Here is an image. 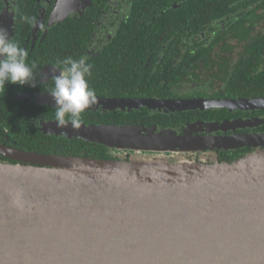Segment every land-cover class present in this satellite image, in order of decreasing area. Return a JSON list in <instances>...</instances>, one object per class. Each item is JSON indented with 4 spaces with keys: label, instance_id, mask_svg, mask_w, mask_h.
Masks as SVG:
<instances>
[{
    "label": "water",
    "instance_id": "1",
    "mask_svg": "<svg viewBox=\"0 0 264 264\" xmlns=\"http://www.w3.org/2000/svg\"><path fill=\"white\" fill-rule=\"evenodd\" d=\"M74 1L59 0L55 15L64 17ZM26 96L55 105L49 92ZM96 97L89 107L264 106V97ZM43 124L45 133L104 144L119 157L30 150L0 140V155L21 162H0V264H264V148L236 162L206 163L179 153L264 146V133L193 136L137 123ZM252 124L241 118L217 127Z\"/></svg>",
    "mask_w": 264,
    "mask_h": 264
},
{
    "label": "flooded vegetation",
    "instance_id": "2",
    "mask_svg": "<svg viewBox=\"0 0 264 264\" xmlns=\"http://www.w3.org/2000/svg\"><path fill=\"white\" fill-rule=\"evenodd\" d=\"M58 1L0 0V25L28 52V63L47 74L44 80L37 77L36 87L8 84L0 90V139L16 133L8 122L13 127L25 122L43 131L44 120H55L54 104L29 100L26 94L50 92L51 67L68 57L86 58L92 65L88 82L94 90L100 79L112 81L113 71L127 87H141L137 93L133 88L116 94L97 89L96 96L217 101L264 97V0H76L62 18L55 15ZM25 17H34L36 23ZM158 75L172 79L169 93L142 92ZM246 86L248 94L241 92ZM131 111L152 121L139 124L180 135L264 133V106H99L88 107L82 116ZM241 118L254 124L217 127ZM37 119L41 126L34 124ZM261 148L193 147L179 153L206 163L236 162ZM234 151L237 154H229Z\"/></svg>",
    "mask_w": 264,
    "mask_h": 264
},
{
    "label": "clouds",
    "instance_id": "3",
    "mask_svg": "<svg viewBox=\"0 0 264 264\" xmlns=\"http://www.w3.org/2000/svg\"><path fill=\"white\" fill-rule=\"evenodd\" d=\"M28 23L35 24V18L25 17ZM28 52L10 37L7 28L0 25V90L8 84L28 85L36 87L37 77L47 79L46 73L37 72L35 63L27 61ZM63 65L62 69L59 66ZM92 65L86 58L75 60L71 57L51 67V78L54 87L49 92L55 103V122L58 126L79 128L81 116L85 110L96 103V93L90 87L88 77L91 76ZM59 70V75L56 74ZM36 126H41L40 120L34 121Z\"/></svg>",
    "mask_w": 264,
    "mask_h": 264
},
{
    "label": "trees",
    "instance_id": "4",
    "mask_svg": "<svg viewBox=\"0 0 264 264\" xmlns=\"http://www.w3.org/2000/svg\"><path fill=\"white\" fill-rule=\"evenodd\" d=\"M113 80L110 82L104 81L100 79L95 86V92L102 90L103 92L116 94V93H124L132 91L133 93H137L141 90V87H131L124 84L121 77L113 71ZM147 79V77H146ZM172 82V79L168 80L163 79L160 75L156 76L155 79L151 82V84L146 87V89H142V92L148 91V93H158V94H168V85ZM231 81V80H230ZM232 82V81H231ZM241 84V83H239ZM236 87V86H235ZM249 87V89H248ZM246 86V88L242 89L241 92L244 91L245 94L250 93V86ZM237 88V87H236ZM236 88H232L233 91ZM230 89L229 91H232ZM239 89V88H238ZM136 111H131L130 113L122 112L119 115H114L111 112L107 113H96L93 114H85L81 117V121L83 122H95V123H115V124H125V123H151L152 121H143L138 117H134L133 115ZM12 121L16 122V120ZM156 121V120H153ZM8 127H11L16 131L15 134L10 135L11 139L2 137L0 140L11 145H16L18 147L30 150H39L45 152L52 153H63V154H75L82 156H95V157H107V158H116L119 157L115 152L117 149L111 148L107 145L100 144L94 141H87L83 138H68L64 135H56V134H48L40 131L39 129H30L28 123L22 122L21 125L15 127L10 126V122H8ZM18 130V131H17ZM14 137V138H13ZM13 138V139H12ZM229 154L235 155L237 151L230 152ZM0 162H8V163H21L18 161H14L5 156L0 155Z\"/></svg>",
    "mask_w": 264,
    "mask_h": 264
}]
</instances>
